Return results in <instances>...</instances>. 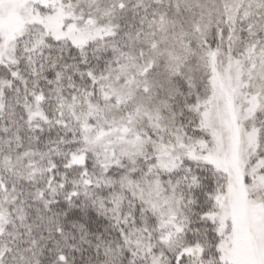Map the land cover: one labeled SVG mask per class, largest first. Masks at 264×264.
Listing matches in <instances>:
<instances>
[{
  "label": "snow or ice",
  "instance_id": "1",
  "mask_svg": "<svg viewBox=\"0 0 264 264\" xmlns=\"http://www.w3.org/2000/svg\"><path fill=\"white\" fill-rule=\"evenodd\" d=\"M0 264H264V0H0Z\"/></svg>",
  "mask_w": 264,
  "mask_h": 264
}]
</instances>
